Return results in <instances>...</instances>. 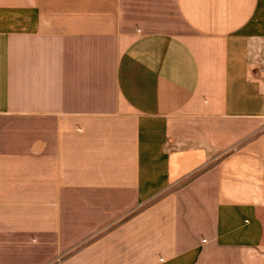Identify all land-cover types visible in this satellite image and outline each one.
I'll list each match as a JSON object with an SVG mask.
<instances>
[{
    "label": "crops",
    "instance_id": "obj_1",
    "mask_svg": "<svg viewBox=\"0 0 264 264\" xmlns=\"http://www.w3.org/2000/svg\"><path fill=\"white\" fill-rule=\"evenodd\" d=\"M0 264H264V0H0Z\"/></svg>",
    "mask_w": 264,
    "mask_h": 264
}]
</instances>
